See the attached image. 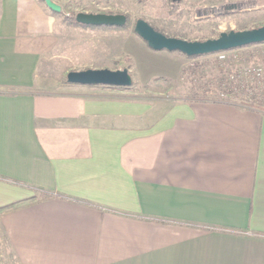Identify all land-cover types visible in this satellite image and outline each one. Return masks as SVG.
I'll use <instances>...</instances> for the list:
<instances>
[{"label":"crops","instance_id":"obj_1","mask_svg":"<svg viewBox=\"0 0 264 264\" xmlns=\"http://www.w3.org/2000/svg\"><path fill=\"white\" fill-rule=\"evenodd\" d=\"M58 13L0 0V209L22 264H264V110L68 72L72 91H41Z\"/></svg>","mask_w":264,"mask_h":264},{"label":"rangeland","instance_id":"obj_2","mask_svg":"<svg viewBox=\"0 0 264 264\" xmlns=\"http://www.w3.org/2000/svg\"><path fill=\"white\" fill-rule=\"evenodd\" d=\"M56 1L62 6L56 29L59 43L45 56L40 73L42 75L43 69L47 68L43 73L49 72L53 87L41 91H72L61 82L66 72L71 70L128 68L133 78L131 86H111L116 88L102 89V93L144 100L152 104L171 105L185 99L202 97V93H193L195 81L198 82L196 73L183 74L188 65L207 64L206 70L210 77L219 75L222 70L232 66L236 68V75L241 80H247L251 75L250 71L255 67L261 68L264 74V44L193 58L178 51L153 50L135 32V23L140 18L168 36L187 40H207L219 37L224 31L257 28L264 25V0ZM231 2H242L244 5L228 13L215 11L205 17L197 14V9L201 6L220 7ZM79 12L125 13L129 17V24L123 27H83L71 18ZM175 57L180 59L181 69ZM223 99L226 98L223 96ZM257 103L264 105L260 99H257ZM12 210L0 209V264H22V251L17 249L19 244L14 240L15 236L11 234L10 227L5 225Z\"/></svg>","mask_w":264,"mask_h":264},{"label":"water","instance_id":"obj_3","mask_svg":"<svg viewBox=\"0 0 264 264\" xmlns=\"http://www.w3.org/2000/svg\"><path fill=\"white\" fill-rule=\"evenodd\" d=\"M45 2L55 12L62 10V6L54 0H45ZM243 5L244 3L239 2L231 4V7L239 9ZM76 21L88 26L123 27L127 24L128 17L125 13L79 12L76 14ZM135 32L153 50L178 51L189 57H200L264 42V25L252 29L224 31L219 37L207 40H187L168 36L140 18L135 23ZM67 81L82 85L128 87L132 85L133 78L128 68L117 70L88 68L69 71Z\"/></svg>","mask_w":264,"mask_h":264},{"label":"trees","instance_id":"obj_4","mask_svg":"<svg viewBox=\"0 0 264 264\" xmlns=\"http://www.w3.org/2000/svg\"><path fill=\"white\" fill-rule=\"evenodd\" d=\"M71 18H73V21L80 26L97 27L78 23L76 21V15L71 16ZM127 24H129V17ZM258 44H264V42ZM206 67L207 64L194 63L188 65L187 69H184L183 71V74H187V72L189 74L196 73L195 75L198 82L195 81L196 85L193 93H202V97L192 100L241 103L264 110V105H259L257 103V99H260L264 102V94H262V92H264V74L261 68H253L250 71L251 75L248 76V79L241 80L238 79L236 75V68L234 66L228 68L227 70H222V73H220L219 75H214L212 77L207 74ZM65 83H69L67 81V78L65 79ZM210 96H214V98ZM223 96L226 99H223ZM239 99L240 101H234Z\"/></svg>","mask_w":264,"mask_h":264},{"label":"flooded vegetation","instance_id":"obj_5","mask_svg":"<svg viewBox=\"0 0 264 264\" xmlns=\"http://www.w3.org/2000/svg\"><path fill=\"white\" fill-rule=\"evenodd\" d=\"M233 3H239V2L226 3L220 7H217V6L207 7L206 5H204L197 9V14H200L201 15L200 17H205V16H210L214 14L215 11H219V13H228L229 11H233L237 9V8L231 7V4Z\"/></svg>","mask_w":264,"mask_h":264}]
</instances>
